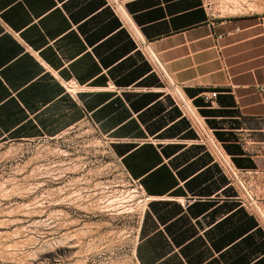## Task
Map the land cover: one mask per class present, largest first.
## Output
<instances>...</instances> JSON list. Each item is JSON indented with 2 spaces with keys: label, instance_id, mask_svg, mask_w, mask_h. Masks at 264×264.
<instances>
[{
  "label": "crops",
  "instance_id": "1",
  "mask_svg": "<svg viewBox=\"0 0 264 264\" xmlns=\"http://www.w3.org/2000/svg\"><path fill=\"white\" fill-rule=\"evenodd\" d=\"M142 37L247 171L229 182L106 0H0V144L89 122L145 206L138 264H264V17L124 0ZM216 91L212 105L205 94ZM259 125V126H258Z\"/></svg>",
  "mask_w": 264,
  "mask_h": 264
},
{
  "label": "rangeland",
  "instance_id": "2",
  "mask_svg": "<svg viewBox=\"0 0 264 264\" xmlns=\"http://www.w3.org/2000/svg\"><path fill=\"white\" fill-rule=\"evenodd\" d=\"M206 4L216 15L264 17V0ZM250 139L264 142V134ZM256 150L264 154V144ZM144 206L89 122L53 138L0 144V264H138Z\"/></svg>",
  "mask_w": 264,
  "mask_h": 264
},
{
  "label": "built area",
  "instance_id": "3",
  "mask_svg": "<svg viewBox=\"0 0 264 264\" xmlns=\"http://www.w3.org/2000/svg\"><path fill=\"white\" fill-rule=\"evenodd\" d=\"M107 6L111 9L114 15L120 20L122 26L130 33L137 48L144 57L151 63L153 71L159 76L164 84L165 94L170 96L178 107L183 116L188 119L192 129L196 133L197 142L206 147L212 154L214 161L219 165L223 174L228 178L229 182L237 185L244 194L251 199L250 191L246 189L245 176L247 171L238 169L231 157L226 154L221 143L215 138L213 131L204 122V119L199 115L198 110L194 107L184 93V88L176 85L164 66L158 60L157 56L151 51L150 44L146 41L139 32L138 27L134 24L131 15L126 9V1L124 0H106ZM264 91V87L259 89ZM218 93L216 91L207 93L203 97V101L207 105H212L216 102Z\"/></svg>",
  "mask_w": 264,
  "mask_h": 264
}]
</instances>
